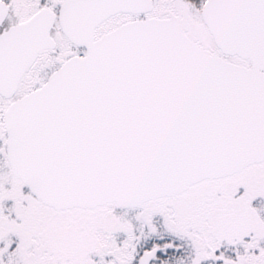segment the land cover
<instances>
[{
    "label": "snow or ice",
    "instance_id": "6c2138e0",
    "mask_svg": "<svg viewBox=\"0 0 264 264\" xmlns=\"http://www.w3.org/2000/svg\"><path fill=\"white\" fill-rule=\"evenodd\" d=\"M0 264H264V0H0Z\"/></svg>",
    "mask_w": 264,
    "mask_h": 264
}]
</instances>
